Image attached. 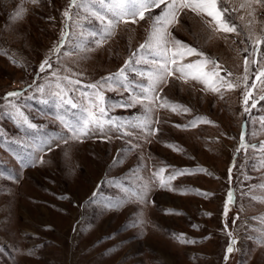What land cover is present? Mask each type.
I'll use <instances>...</instances> for the list:
<instances>
[{"label":"rangeland","instance_id":"rangeland-1","mask_svg":"<svg viewBox=\"0 0 264 264\" xmlns=\"http://www.w3.org/2000/svg\"><path fill=\"white\" fill-rule=\"evenodd\" d=\"M242 2L225 0L239 34L214 32L205 23L210 17L188 10L169 28L237 87L215 93L174 73L151 93L160 100L129 106L149 95L147 74L159 57L144 50V59L126 69V81L115 74L133 53L142 54L151 17L163 6L108 35L113 0H77L80 7L70 0H0V264H264V202L253 199L264 198V85L252 90L249 112L243 103L245 57L249 89L264 64L251 63L252 41L264 37V8L253 19ZM46 59L51 67L41 71ZM57 77L77 107L57 97ZM97 90L104 120L112 123L74 138L71 129L81 127ZM9 92L20 95L5 99ZM165 98L189 111L160 108ZM149 128L158 131L150 135ZM242 134L256 147L241 148ZM161 168L165 178L185 174L160 187L154 173ZM145 184L144 201L130 195ZM181 235L192 242L181 243Z\"/></svg>","mask_w":264,"mask_h":264},{"label":"snow or ice","instance_id":"snow-or-ice-1","mask_svg":"<svg viewBox=\"0 0 264 264\" xmlns=\"http://www.w3.org/2000/svg\"><path fill=\"white\" fill-rule=\"evenodd\" d=\"M32 3H38L39 0H31ZM115 5V19L107 21L106 32L108 35L112 34L114 28L121 22L127 24L129 22L136 23L137 18L139 20H144L145 15H151L153 9H160L163 6L162 10L158 15L152 16V25L151 31L149 32L148 38L146 41L140 45L138 52L142 53L139 57L137 53H133L132 57L129 58L125 62V66L122 67L116 76L122 78V81H126L127 77L125 75L126 69L129 68L133 63H140L144 59L143 51L146 50L148 55H154L159 57V60H153V63L157 65L154 72H149L148 79L151 84L146 92L149 95L144 96L143 98L133 97L132 104L129 106H134L137 103H143L144 100H147L149 105L155 103L156 100H160L159 96H152L151 93L155 90V88L163 82H166L168 76H172L174 73H179V78L187 82L189 79L193 81H197L205 86V88L209 91L219 93L221 88H227L228 90H232L237 85L233 84L231 81H226L223 77L219 75V64L216 61L209 60L204 53L198 52V50L194 47L188 46L179 40H175L172 37V33L169 31V28L174 25L178 21V16L181 12L188 10L191 11L196 16L210 17L211 20L205 19V23L208 24L214 32H223V33H238L237 26L230 19V11L229 8L225 6V0H113ZM81 4L77 3V0H70V7H80ZM264 8V0H243L240 4L241 9H250L249 15L255 19V11L256 8ZM236 9H232L235 11ZM93 15H98L93 12ZM63 16L67 20H71L72 17L70 15L69 10H65L63 12ZM17 19L22 18V16H17ZM103 22L104 17H99ZM67 27V25H66ZM69 33L65 32L61 36V41L66 40ZM251 40V35L249 36ZM103 41L98 42V46L102 44ZM253 43V52L251 55L256 57L251 61L253 64H261V60L264 59V55L260 53V45H264V37H256ZM61 45L54 47L53 52L58 53ZM245 52L248 49H244ZM190 56H198L201 59H197L193 62L185 63V59ZM15 62V61H14ZM249 59L245 57L244 59V72L245 75L243 80L246 85V90L244 94L243 103L246 106L244 111L247 113L250 111L247 105L249 101L252 99L253 91L257 88V82L259 84L264 85V64H261L255 73V80L251 84V88L247 87V81L249 76L247 75L249 72ZM208 65H212L211 69H208ZM45 66L51 67L48 60L46 59L40 66V70L44 71ZM55 75V73H53ZM228 75H231L229 73ZM61 78L57 77L56 88L59 91L56 93L57 97L61 99V102L64 104L71 105V107L75 108L77 105L73 102V100L67 95V91L61 86L59 80ZM64 80H67L68 84H76L79 81H72L68 77H64ZM109 79H112L111 77ZM90 88L96 90L98 89V85L93 84L89 85ZM43 91V88L39 89ZM20 93L17 92H9L7 94L8 97L18 96ZM260 101H264V95H260ZM258 101L252 100L251 107L255 108L257 106ZM148 111L152 109L145 105ZM160 108H169L173 112H188L189 109L184 107L183 105L172 104L165 98L159 104ZM18 111V110H17ZM106 115V108L104 107V96L103 94L97 90L95 92V100L90 102L89 107L86 109V116L82 125L79 129L72 128L74 138H79L80 136L87 135L88 129L92 126L103 130L104 124L112 123V121H105L104 117ZM202 122L209 123V121L201 118ZM28 123L27 120L24 121ZM261 122L264 123V117L261 118ZM148 121H144V124L147 125ZM29 127H34V125L28 123ZM192 126H195V122H193ZM177 127H181L177 125ZM187 127V125L183 126ZM158 129H148L150 135L154 134ZM255 148L256 145H246L244 143V135H241V148ZM262 151H264V144L260 145ZM165 169L161 168L158 172L154 173V176L158 178L160 187H168L169 182L175 179L176 175H183L185 172H177L167 178L163 176ZM203 171V170H202ZM231 171V169H230ZM190 174V173H189ZM259 187L264 188V185H260ZM148 188V185L145 184L141 187V190L138 192H131L130 195L132 197L138 198L141 201L145 199V191ZM96 195L95 193L93 194ZM253 199L259 200V202H264V198L253 197ZM234 197L231 193H229L228 203H232ZM127 202V199L122 202H117L115 204L109 205V207L119 208L122 203ZM227 212V206H226ZM135 223V222H134ZM142 223V221H140ZM231 235V233H229ZM181 243H191L192 241H185L183 236L177 237ZM235 241H232L234 244ZM232 244L226 250L225 260L228 259V255L233 252Z\"/></svg>","mask_w":264,"mask_h":264}]
</instances>
